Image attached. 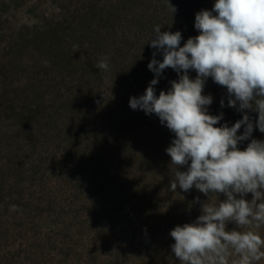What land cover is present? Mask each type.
Listing matches in <instances>:
<instances>
[{
    "label": "rangeland",
    "instance_id": "obj_1",
    "mask_svg": "<svg viewBox=\"0 0 264 264\" xmlns=\"http://www.w3.org/2000/svg\"><path fill=\"white\" fill-rule=\"evenodd\" d=\"M169 3L175 13L168 0H0V264H180L170 231L225 199L170 190L175 135L129 106L155 78V27L180 31L183 46L215 0ZM178 78L165 69L155 94ZM203 94L209 114L223 113L216 127L242 119L211 77ZM251 139L264 133L254 127L238 147ZM255 231L264 237V225Z\"/></svg>",
    "mask_w": 264,
    "mask_h": 264
},
{
    "label": "clouds",
    "instance_id": "obj_2",
    "mask_svg": "<svg viewBox=\"0 0 264 264\" xmlns=\"http://www.w3.org/2000/svg\"><path fill=\"white\" fill-rule=\"evenodd\" d=\"M168 5L175 13L169 0ZM194 27L199 35L183 46L180 31L155 27L149 43L163 60L153 52L148 68L155 78L143 95L130 98L129 106L156 114L175 135L166 149L176 166L170 190L194 187L208 198L225 196L218 204L204 202L194 222L170 231L180 264H254L264 259V237L255 231L264 225V140L251 139L243 150L238 145L249 140L254 127L264 133V0H215L211 10L196 13ZM97 67L107 70V60ZM167 68L179 78L157 96L153 86ZM189 70L196 72L194 79ZM209 77L226 88L228 106L243 113L231 127H216L223 113H208L213 98L203 91ZM220 103L223 107L224 100ZM249 111L258 118L251 119ZM185 165L186 171L178 170ZM248 193L251 200L245 199ZM230 222L248 230H228Z\"/></svg>",
    "mask_w": 264,
    "mask_h": 264
}]
</instances>
